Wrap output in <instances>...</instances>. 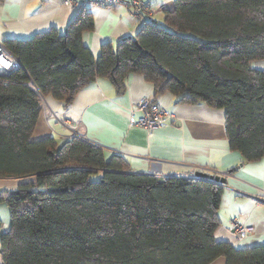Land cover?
I'll use <instances>...</instances> for the list:
<instances>
[{
	"label": "trees",
	"instance_id": "1",
	"mask_svg": "<svg viewBox=\"0 0 264 264\" xmlns=\"http://www.w3.org/2000/svg\"><path fill=\"white\" fill-rule=\"evenodd\" d=\"M89 8L63 32L2 42L19 65L0 72V179L21 182L0 192L10 219L0 264H264V246L215 237L225 183L137 172L79 137L31 139L42 98L67 106L96 78L121 93L139 74L156 95L222 109L229 149L264 158V71L251 67L264 59V0H174L163 25L104 42L96 57L81 39Z\"/></svg>",
	"mask_w": 264,
	"mask_h": 264
},
{
	"label": "crops",
	"instance_id": "2",
	"mask_svg": "<svg viewBox=\"0 0 264 264\" xmlns=\"http://www.w3.org/2000/svg\"><path fill=\"white\" fill-rule=\"evenodd\" d=\"M151 19L163 25L165 11L173 9L174 0H148ZM64 0H0V42L9 38L25 39L50 28L63 32L74 10ZM88 7V6H87ZM93 18L92 31L82 33L81 39L94 57L102 43L113 45L132 37L147 22V17L129 14L125 2L110 7L89 5ZM253 69L264 71V59L251 62ZM141 98H149L164 107L171 117L163 128L147 130L129 125V108ZM32 140L52 137L60 144L70 136L52 119L80 124L84 139L100 146L105 156H123L132 170L158 177H195L197 171L225 178L217 215L220 227L218 240L231 243L235 249L264 246V158L247 163L238 151L227 145L224 111L204 104L177 103L169 93L155 94L153 85L142 75L131 74L125 89L117 93L107 79L96 78L80 89L67 105L52 98H42ZM231 171V173H229ZM20 180L0 179V192H12ZM233 218L252 227L251 233L240 241L230 231ZM10 226L9 211L0 203V235ZM209 264H226L222 256Z\"/></svg>",
	"mask_w": 264,
	"mask_h": 264
},
{
	"label": "built area",
	"instance_id": "3",
	"mask_svg": "<svg viewBox=\"0 0 264 264\" xmlns=\"http://www.w3.org/2000/svg\"><path fill=\"white\" fill-rule=\"evenodd\" d=\"M125 2V6L130 15L136 18L147 17V22H151V7L148 0H64L65 5L73 6L74 14L81 12L83 8L89 5H98L101 7H110L115 4ZM19 65L15 57L0 42V72H9ZM56 122H59L71 137L84 139V135L78 132L80 124L78 121L71 122L60 119L56 113L51 112L50 116ZM173 117L164 107L149 98H141L129 108V125L142 127L148 132L163 128L167 121ZM230 231L235 240L240 241L252 231V227L244 222L233 218L231 220Z\"/></svg>",
	"mask_w": 264,
	"mask_h": 264
},
{
	"label": "water",
	"instance_id": "4",
	"mask_svg": "<svg viewBox=\"0 0 264 264\" xmlns=\"http://www.w3.org/2000/svg\"><path fill=\"white\" fill-rule=\"evenodd\" d=\"M126 38H130V37H126ZM123 39H125V38H123ZM229 173H231V172L229 171ZM194 176L195 177H202V178H209V179H212V180L219 182V183H222V184H224L226 182L224 177H221L219 175H212V174L209 175L208 173L201 172V171L195 172Z\"/></svg>",
	"mask_w": 264,
	"mask_h": 264
},
{
	"label": "rangeland",
	"instance_id": "5",
	"mask_svg": "<svg viewBox=\"0 0 264 264\" xmlns=\"http://www.w3.org/2000/svg\"><path fill=\"white\" fill-rule=\"evenodd\" d=\"M64 4V3H63ZM65 5V4H64ZM65 6H68V7H70V8H72L73 10L75 9L73 6H70V5H65ZM83 10H84V8H83ZM140 100V99H139ZM138 101V100H137ZM136 101V102H137ZM155 102V101H154ZM135 103V102H134ZM133 103V104H134ZM160 105V104H159ZM44 106V105H43ZM62 120H66V119H62ZM56 122V121H55ZM72 122V121H71ZM56 123H58L61 127H63L59 122H56ZM64 128V127H63ZM140 128H142V127H140ZM65 129V128H64ZM66 130V129H65ZM67 131V130H66ZM68 132V131H67ZM78 132L80 133V127L78 128ZM81 134V133H80ZM69 139V138H68ZM96 177H94V176H92L91 177V179H95Z\"/></svg>",
	"mask_w": 264,
	"mask_h": 264
}]
</instances>
